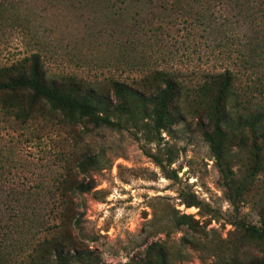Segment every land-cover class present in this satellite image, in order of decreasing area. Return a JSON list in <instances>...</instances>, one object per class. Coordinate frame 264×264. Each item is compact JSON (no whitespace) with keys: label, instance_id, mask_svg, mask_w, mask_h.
Listing matches in <instances>:
<instances>
[{"label":"rangeland","instance_id":"obj_1","mask_svg":"<svg viewBox=\"0 0 264 264\" xmlns=\"http://www.w3.org/2000/svg\"><path fill=\"white\" fill-rule=\"evenodd\" d=\"M0 9L18 19L15 29L0 21V62L38 52L48 74L72 73L106 86L109 78L128 82L158 68L183 85L174 101L182 116L163 131L146 119L95 127L54 117L22 129L0 127L7 157L1 193L29 189L28 207H42L51 199L41 191L59 172L61 158L92 155L96 163L80 180L93 186L72 197L77 225L64 233L99 264H133L154 241L170 264H212L234 247L246 263L262 256L264 242L234 227L236 220L258 224L264 215L262 140L255 161L246 135L226 145L216 163L201 137L206 122L196 114L201 104L194 97L198 84L226 68L231 115L239 107L264 112L262 0H0ZM13 197L0 195V203ZM191 199L197 204L184 206ZM23 202L19 197L17 208ZM177 211L192 214L203 233L174 227L170 218ZM51 216L40 211L42 227ZM40 226L34 224L36 234Z\"/></svg>","mask_w":264,"mask_h":264},{"label":"trees","instance_id":"obj_2","mask_svg":"<svg viewBox=\"0 0 264 264\" xmlns=\"http://www.w3.org/2000/svg\"><path fill=\"white\" fill-rule=\"evenodd\" d=\"M262 2L264 4V0ZM4 17L0 9V21L9 20L10 25L7 26L17 28L14 26L18 20L16 16ZM181 87L183 85L171 72L158 68L128 82L109 78L106 86L72 73L48 74L40 54L30 52L0 62V127L22 129L32 121L45 122L54 117L70 125L82 123L95 127H110L121 121L137 124L139 120L146 119L153 130L163 131L182 116L180 107L174 103L182 92ZM196 87L194 97L201 104L196 114L204 119L201 124L206 122L200 130L201 137L215 162L220 163L226 145L232 144L235 138L243 141L246 135L250 137V151L255 161L258 150L264 145V112L239 107L231 115L233 106L228 100L232 75L229 69L209 75ZM257 140H262V144ZM6 158L0 151V174ZM95 163L96 158L92 155L81 159L80 155L73 159L63 156L59 172L41 191V195L51 199L42 207H28L27 200L33 195L29 189L8 187L5 192L0 191L1 196H14L11 203H0V264H99L91 250L80 246L70 233H64L66 227L77 225L72 197L93 186L91 181H81L80 173L86 174ZM252 168L257 170L255 162ZM19 197L25 204L17 208ZM182 203L187 207L196 205L197 201L191 199ZM42 209L49 210L53 220L43 227L44 223L39 218ZM170 221L174 227L185 226L194 233H203L197 219L190 213L177 211ZM36 223L41 225L39 235L33 230ZM234 227L264 242V215L260 214L258 224L236 220ZM217 256L212 264H264V253L246 263L240 260L235 247L230 248L226 256ZM132 263L170 264L164 246L157 241L147 244L145 255Z\"/></svg>","mask_w":264,"mask_h":264}]
</instances>
